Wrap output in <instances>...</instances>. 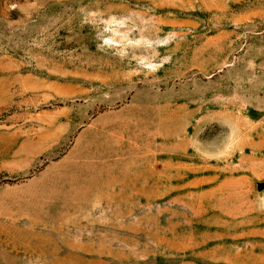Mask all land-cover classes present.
<instances>
[{
  "label": "rangeland",
  "instance_id": "rangeland-1",
  "mask_svg": "<svg viewBox=\"0 0 264 264\" xmlns=\"http://www.w3.org/2000/svg\"><path fill=\"white\" fill-rule=\"evenodd\" d=\"M0 264H264V0H0Z\"/></svg>",
  "mask_w": 264,
  "mask_h": 264
}]
</instances>
